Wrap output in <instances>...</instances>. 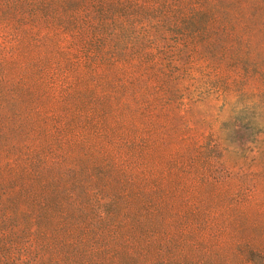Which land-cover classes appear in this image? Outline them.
<instances>
[{
    "label": "trees",
    "instance_id": "trees-1",
    "mask_svg": "<svg viewBox=\"0 0 264 264\" xmlns=\"http://www.w3.org/2000/svg\"><path fill=\"white\" fill-rule=\"evenodd\" d=\"M197 65L264 132V0H0V264H264V164L181 126Z\"/></svg>",
    "mask_w": 264,
    "mask_h": 264
},
{
    "label": "rangeland",
    "instance_id": "rangeland-1",
    "mask_svg": "<svg viewBox=\"0 0 264 264\" xmlns=\"http://www.w3.org/2000/svg\"><path fill=\"white\" fill-rule=\"evenodd\" d=\"M223 80L209 69L200 70L195 67L191 77L184 81L187 88L180 95L182 107L180 110L181 126L189 125L209 140H221L222 144H228L232 151L231 158L237 164L252 168L254 162L264 164V132L245 135L237 139V135L221 128V123L228 120L234 110L233 103L238 104L242 99H236L233 94L221 95ZM194 133V132H193ZM255 158V161H254Z\"/></svg>",
    "mask_w": 264,
    "mask_h": 264
}]
</instances>
